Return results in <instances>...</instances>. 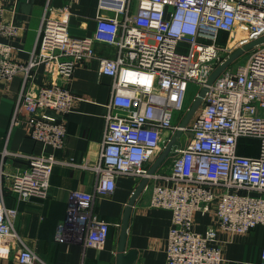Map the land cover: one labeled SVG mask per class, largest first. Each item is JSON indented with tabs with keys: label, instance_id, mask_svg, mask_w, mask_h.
I'll return each instance as SVG.
<instances>
[{
	"label": "built area",
	"instance_id": "obj_1",
	"mask_svg": "<svg viewBox=\"0 0 264 264\" xmlns=\"http://www.w3.org/2000/svg\"><path fill=\"white\" fill-rule=\"evenodd\" d=\"M240 23L246 35L237 40ZM19 33L18 26L5 24L0 5V38ZM263 37L264 0H102L96 30L85 38L73 37L68 15L53 16L48 6L38 48L27 62L15 60L13 47L0 42V81L23 76L15 116L24 111L31 137L59 150L75 101L70 84L76 68L96 58V44L114 47L115 58H99L101 74L112 79L99 161L67 164L97 175V195L113 193L119 176L155 181L151 207L173 214L166 264H224L218 228L197 232L194 216L213 211L219 228L237 235L264 225V43L237 71L228 67L208 82L229 56ZM39 67L46 84L28 88ZM191 84L207 92L182 127ZM180 131L189 136L180 139ZM176 137L169 169L151 174ZM242 138L259 140L257 155L240 151ZM2 156V167L8 159L25 162L12 176V192L23 200L48 197L55 155L5 149ZM0 174L6 175L3 168ZM69 202V222H79L77 238L102 249L111 224L97 216L94 194L73 190ZM17 216L0 194V256L17 250L22 264H33L38 257L16 231Z\"/></svg>",
	"mask_w": 264,
	"mask_h": 264
},
{
	"label": "crops",
	"instance_id": "obj_2",
	"mask_svg": "<svg viewBox=\"0 0 264 264\" xmlns=\"http://www.w3.org/2000/svg\"><path fill=\"white\" fill-rule=\"evenodd\" d=\"M101 2L0 0L5 24L18 26L20 31L18 37H1L0 42L13 47L15 60L27 62L38 48L39 30L48 6L52 8L53 16L68 15L69 32L73 37L85 38L92 36L96 30ZM103 14L111 16L113 12L105 10ZM95 49L96 58L77 67L70 84L75 101L72 112L66 117L67 136L62 149L57 150L34 140L30 135L28 115L24 111L15 116L23 90V76L0 81V168L6 174L4 178L0 174V194L8 208L18 211L15 228L23 244L38 257L33 264H118L125 211L142 182L141 179L119 176L113 193L97 195V175L91 170L67 164H93L100 158L112 79L101 74L99 58H115L117 50L103 44H96ZM45 84L44 69L39 67L28 88L35 89ZM5 149L24 155H55L59 163L54 166L47 198L23 200L11 191L9 184L12 176L24 167L25 162L23 159H8L2 167V152ZM163 167L166 168H159L162 172L166 171ZM155 183L148 182L132 205L126 252H137L133 264H166L173 214L170 210L151 207ZM73 190L94 194L97 216L111 224L109 238L102 249L86 246L84 238H77L76 235L79 222H69V196ZM194 221L197 232H205L213 226L218 228L224 264H261L264 225L257 226L249 234L237 235L222 231L213 211L207 214L197 212ZM0 264H22L18 251L0 256Z\"/></svg>",
	"mask_w": 264,
	"mask_h": 264
},
{
	"label": "water",
	"instance_id": "obj_3",
	"mask_svg": "<svg viewBox=\"0 0 264 264\" xmlns=\"http://www.w3.org/2000/svg\"><path fill=\"white\" fill-rule=\"evenodd\" d=\"M264 43V37L254 41L248 45H246L244 48L238 49L236 52H234L226 62H224L222 65L218 67V69L212 74V76L209 79L208 85L213 84V82L217 79V77L226 69L228 68L237 58H239L241 55H243L245 52L252 50L255 46L260 45ZM207 92V87H204L200 93L198 98L195 100V102L190 107L185 119L182 122V127H185L189 124L191 119L194 117L196 111L202 104V100L205 97ZM181 135V131L177 134V137ZM177 137L174 138V140L167 146V148L163 151V153L157 158L155 164L151 168V174L155 173L167 160L170 153L172 152V149L176 143ZM148 184V180L144 179L138 190L134 193L132 200L128 207L126 208L124 219H123V227L121 231L120 241H119V247H118V264H133L137 259V252L134 250H131L129 252H126V246H127V234H128V228H129V221H130V214L132 210V205L134 204L135 200L139 196V194L143 191L145 186Z\"/></svg>",
	"mask_w": 264,
	"mask_h": 264
},
{
	"label": "rangeland",
	"instance_id": "obj_4",
	"mask_svg": "<svg viewBox=\"0 0 264 264\" xmlns=\"http://www.w3.org/2000/svg\"><path fill=\"white\" fill-rule=\"evenodd\" d=\"M243 29V24H239L237 27V30L239 31L236 32L237 40L240 38H244L246 34H244ZM236 39V38H235ZM252 50L245 52L243 55H241L239 58H237L229 67L232 69V71H237L239 66H243L248 62L249 57L252 54ZM201 91L200 87L196 84H191L189 87V94H188V104L192 106V104L195 102V97L196 95ZM184 118L181 120L183 122ZM189 135L187 133H184L181 135V138H187ZM259 140L257 138H242L240 140V151L245 152L247 154H252V155H257L259 151ZM162 166L164 170H167L168 167L170 166V160L167 159Z\"/></svg>",
	"mask_w": 264,
	"mask_h": 264
},
{
	"label": "trees",
	"instance_id": "obj_5",
	"mask_svg": "<svg viewBox=\"0 0 264 264\" xmlns=\"http://www.w3.org/2000/svg\"><path fill=\"white\" fill-rule=\"evenodd\" d=\"M242 153H245V152H242Z\"/></svg>",
	"mask_w": 264,
	"mask_h": 264
}]
</instances>
